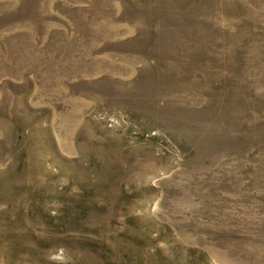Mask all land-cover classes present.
<instances>
[{
	"label": "rangeland",
	"instance_id": "374dc122",
	"mask_svg": "<svg viewBox=\"0 0 264 264\" xmlns=\"http://www.w3.org/2000/svg\"><path fill=\"white\" fill-rule=\"evenodd\" d=\"M0 264H264V0H0Z\"/></svg>",
	"mask_w": 264,
	"mask_h": 264
}]
</instances>
